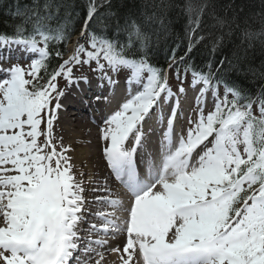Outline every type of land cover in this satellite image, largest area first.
<instances>
[{
    "label": "snow or ice",
    "instance_id": "1",
    "mask_svg": "<svg viewBox=\"0 0 264 264\" xmlns=\"http://www.w3.org/2000/svg\"><path fill=\"white\" fill-rule=\"evenodd\" d=\"M206 6L188 0L189 45L178 61L175 52L171 57L185 64V78L191 71L194 89L201 86L196 109L179 133L174 125L184 80L177 68L181 83L173 92L166 72L150 62V36L143 30L151 21L163 27L165 0L155 5L159 17H116L103 11L111 9V0H88L81 29L87 47L77 43L51 72L50 44L71 36L66 22L50 23L61 7L56 0H33L17 13L23 22L14 33H0V264H102L97 249L116 236L125 237L122 247L110 249L119 264H264V87L253 96L225 81L219 68L209 64L204 71L188 62L204 39L197 30ZM259 15L264 21V11ZM217 24L228 31L213 50L233 31L230 21L218 17ZM91 25L96 30L89 31ZM257 35L264 28L253 33L245 27L241 44ZM134 46L140 54H127ZM12 53L17 61L21 54L33 58L27 65L12 63ZM54 55L63 53L57 49ZM82 65L96 73L99 88L118 82L109 73L123 72L126 84L117 107L102 118L99 140L102 158L128 199L105 180L91 190L95 211H89L84 173L69 155L71 145L54 134L66 94L58 78L66 86L90 84L88 76L74 75ZM209 91L213 107L206 110L200 100ZM165 103L169 115L166 124L159 117V148L146 155L144 124Z\"/></svg>",
    "mask_w": 264,
    "mask_h": 264
},
{
    "label": "trees",
    "instance_id": "2",
    "mask_svg": "<svg viewBox=\"0 0 264 264\" xmlns=\"http://www.w3.org/2000/svg\"><path fill=\"white\" fill-rule=\"evenodd\" d=\"M43 3V0H40ZM61 4L57 18L50 23L66 22L67 30L71 33L66 42L50 44L53 54L50 56L48 65L49 72L57 68L63 60H67L68 44L70 40L79 34L83 28V21L88 0H56ZM194 4H206L205 12L201 17L200 28L197 34L204 39L198 43L193 52L187 57L189 63L197 69L207 71L210 64L214 69L219 68L223 78L228 83H235L246 93L253 96L264 87V35H257L241 44L242 29L247 27L253 33H259L264 28V21L260 13L264 11V0H192ZM160 0H111V9H103L116 17L128 13L152 15L153 12L159 17L160 10L155 7ZM168 5L163 13L164 24L161 27L158 21H151L143 26V30L150 36L148 55L150 62L164 70L166 74L177 78V68L181 79L185 78V64L176 61L184 55L189 45V17L184 10L188 0H165ZM33 6V0H0V33L13 34L18 25L23 22V17L18 12H23ZM232 22L233 31L217 45L213 50V44L218 37L227 32V27L221 28L217 24V18ZM238 25V26H237ZM96 30L91 25L89 31ZM108 35H112L109 29ZM125 39L124 35L120 40ZM87 47V44H85ZM63 53L62 57L54 55L55 50ZM175 52L176 61L171 60ZM127 54L139 55V49L132 47L126 49ZM223 60V66L219 62ZM172 64L171 69L169 64ZM187 75H191L188 71ZM43 79L47 75L42 73ZM219 90L224 91L223 86ZM231 98V97H230Z\"/></svg>",
    "mask_w": 264,
    "mask_h": 264
},
{
    "label": "bare ground",
    "instance_id": "3",
    "mask_svg": "<svg viewBox=\"0 0 264 264\" xmlns=\"http://www.w3.org/2000/svg\"><path fill=\"white\" fill-rule=\"evenodd\" d=\"M82 85L84 84H79L80 87ZM74 88L76 87L72 85L69 88L71 91L67 92L61 99L62 108L59 110V119L55 122L54 127L55 129H58L55 133L57 138L63 137L65 145H71L73 151L70 152L69 155L73 157V162L76 167L84 173L83 181L85 182L86 200L90 205L89 211H95L98 206L93 203L92 188L103 186L105 180H107L108 187L116 193L115 190L120 182L115 180V177L111 174V170L107 167L106 161L101 155L102 141L99 140V129L102 127V122L92 123L91 117L84 118L85 114H83V111L76 106L77 99L75 98ZM88 90L93 91V89ZM88 100L91 101V99ZM98 102H100V100L93 101L94 104ZM92 117L97 119L99 116L94 114ZM176 126H178L177 121H175V127ZM156 132L155 137H158L159 140L162 131L159 130ZM156 148L159 147L156 145ZM99 207L101 210L107 209L103 206ZM118 216L122 217V214L119 213ZM96 223H99V221H96ZM124 242L125 237H121L112 244L108 243L103 249L107 251L111 246L113 248L122 247ZM117 263L119 264V258H117Z\"/></svg>",
    "mask_w": 264,
    "mask_h": 264
},
{
    "label": "rangeland",
    "instance_id": "4",
    "mask_svg": "<svg viewBox=\"0 0 264 264\" xmlns=\"http://www.w3.org/2000/svg\"><path fill=\"white\" fill-rule=\"evenodd\" d=\"M79 40H82V38H80ZM95 67V64L93 63L92 65H91V68H94ZM81 68H84V69H79V75L78 74H76L75 76H81V75H89L88 76V78H94V75H93V72H92V70H91V68L88 66V68L86 69L85 67H81ZM121 74H123V72H121ZM124 75V74H123ZM192 81V78L191 77H187L186 79H185V82L184 83H189V82H191ZM58 83H59V87L60 88H62V89H65V92L67 93V86H66V80L63 78V77H61V78H58ZM181 82H176L175 81V79H174V77L173 76H170V79H169V86L172 88V90H173V92H176V90H177V88H178V85L180 84ZM210 94L212 95V93L210 92ZM85 118V117H84ZM100 123V122H99ZM54 126H55V124H54ZM43 127V126H42ZM56 130H58V129H55V127H54V134H55V136H57L56 135ZM41 139H43V137L41 138ZM81 179H83V177L81 178ZM84 184H85V182H84ZM85 186V185H84Z\"/></svg>",
    "mask_w": 264,
    "mask_h": 264
}]
</instances>
